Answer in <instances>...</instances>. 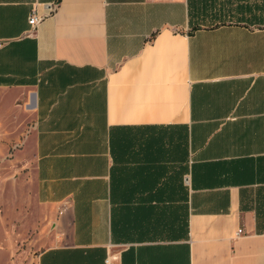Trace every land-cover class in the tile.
<instances>
[{
  "label": "crops",
  "instance_id": "obj_1",
  "mask_svg": "<svg viewBox=\"0 0 264 264\" xmlns=\"http://www.w3.org/2000/svg\"><path fill=\"white\" fill-rule=\"evenodd\" d=\"M224 1L0 0L36 264H264V0Z\"/></svg>",
  "mask_w": 264,
  "mask_h": 264
},
{
  "label": "rangeland",
  "instance_id": "obj_2",
  "mask_svg": "<svg viewBox=\"0 0 264 264\" xmlns=\"http://www.w3.org/2000/svg\"><path fill=\"white\" fill-rule=\"evenodd\" d=\"M223 4L217 22H237L238 17L227 12L230 1ZM0 96V264H36L50 246L35 197L37 120L28 109L21 115L19 100L3 92Z\"/></svg>",
  "mask_w": 264,
  "mask_h": 264
},
{
  "label": "built area",
  "instance_id": "obj_3",
  "mask_svg": "<svg viewBox=\"0 0 264 264\" xmlns=\"http://www.w3.org/2000/svg\"><path fill=\"white\" fill-rule=\"evenodd\" d=\"M154 1H163V0H154ZM43 16L39 15L37 10H33L29 19V23L33 29L37 28L39 23L43 20ZM242 233V230L238 231V234ZM106 264H110V261L107 260Z\"/></svg>",
  "mask_w": 264,
  "mask_h": 264
},
{
  "label": "trees",
  "instance_id": "obj_4",
  "mask_svg": "<svg viewBox=\"0 0 264 264\" xmlns=\"http://www.w3.org/2000/svg\"><path fill=\"white\" fill-rule=\"evenodd\" d=\"M191 24H192V29H193V31L199 29V28L201 27V25H202L200 22H196V23H194V22H193V19L191 20Z\"/></svg>",
  "mask_w": 264,
  "mask_h": 264
}]
</instances>
